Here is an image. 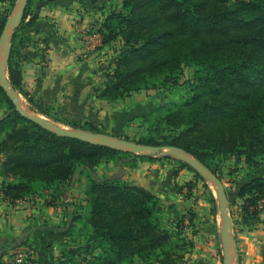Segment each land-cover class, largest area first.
Instances as JSON below:
<instances>
[{"label": "trees", "instance_id": "1", "mask_svg": "<svg viewBox=\"0 0 264 264\" xmlns=\"http://www.w3.org/2000/svg\"><path fill=\"white\" fill-rule=\"evenodd\" d=\"M16 1L10 0L12 9ZM34 1L28 2L8 62L11 84L29 102L34 99L24 90L22 69L29 59L24 53L27 38H18L21 32L27 35L36 21L37 14L30 10ZM8 15L0 21V37ZM100 33L103 45L122 42L113 68L106 72L107 84L98 93L109 102L155 88L158 82L176 81L186 67L195 69L194 95L157 118L175 135L163 139L149 135L139 142L183 149L219 178L232 159L245 166L248 177L238 187L237 197L244 218L258 217L264 208V0H123L121 10L106 13ZM0 109H4L0 116L4 199L16 204L41 194L51 198L47 205H57L58 200L65 204L68 193L61 191L63 187L75 175L79 181L87 178L90 211L82 221L87 228L84 244L67 246L56 264H152L155 257L162 264L184 260L185 254L176 253L182 248L188 253L194 245L185 228L187 219L193 225L195 213L180 215L169 206L167 213L176 218L165 220L166 207L159 195L126 181L124 172L99 177L96 169L110 162L132 167L169 160L179 165L175 176L182 169L194 172L195 179L186 184L191 192L205 181L191 165L172 156L139 155L58 134L22 114L1 84ZM71 125L101 131L89 122ZM42 189L52 192L43 194ZM210 202L215 213L216 200L211 197ZM28 243L24 240L13 248Z\"/></svg>", "mask_w": 264, "mask_h": 264}, {"label": "crops", "instance_id": "2", "mask_svg": "<svg viewBox=\"0 0 264 264\" xmlns=\"http://www.w3.org/2000/svg\"><path fill=\"white\" fill-rule=\"evenodd\" d=\"M90 5L88 0L34 1L37 18L33 26L27 29L24 53L29 59L22 63L24 90L30 93L34 101L29 102L17 91L19 96L22 95L27 100L28 103L24 105L20 97L22 106L29 113L62 123L89 122L97 127H105L103 112L107 108H113L115 102L98 96L99 91L106 86L107 78L91 58L98 56L93 52L95 46L110 45H102V35L98 30H92L95 27L100 29L104 16L100 15L98 8L92 10ZM80 6L83 8H79ZM96 17L100 18V24L95 22L93 25L90 20ZM79 41L81 50H76L70 56L68 46L74 47L75 42ZM83 51L92 53L74 71L73 58L76 53ZM74 110L79 113H71ZM165 161L169 160L156 159L143 161L132 167L124 166V179L156 193L164 205L173 206L180 215H186L190 211L195 213L192 226L186 220L185 234L193 240L194 245L183 264H220V259L223 263V224L214 185L204 179V182L199 181L190 192L186 184L195 179L194 172L182 169L175 176L174 171L179 165L171 161L170 166H164L165 169L157 165ZM220 180L231 215V222L228 221L230 264H264V208L258 217L244 218L242 200L237 197V192L238 187L247 179L231 183L228 181L229 184L224 182L223 177ZM211 197L216 200L215 213L212 211ZM72 201L66 196L65 204L58 200L57 205L17 207L6 202L0 195V264H6L10 250L24 240L31 245L37 264H56L59 253L71 244L73 235L81 230L82 221L89 215L88 202L79 203L77 198L72 205ZM168 216L172 222L176 218L174 213H168Z\"/></svg>", "mask_w": 264, "mask_h": 264}, {"label": "rangeland", "instance_id": "3", "mask_svg": "<svg viewBox=\"0 0 264 264\" xmlns=\"http://www.w3.org/2000/svg\"><path fill=\"white\" fill-rule=\"evenodd\" d=\"M88 1L89 3H91L90 6L92 7L90 8L92 10L95 7L98 8L99 11H101L100 15H102V17L103 16L105 17L106 13H108L109 11H113V9L121 10L123 0H97V1L88 0ZM17 2L18 0L15 3L16 6H17ZM79 8H83V7L80 6ZM30 10L32 11V14L36 13L35 6L32 5ZM14 12H16V9L11 8L10 0H0V21H3L6 18V15L10 14L8 15L9 17L6 20L7 22ZM99 20L100 18L96 17L95 19H91L90 21L92 22L93 25H95V22H98ZM21 22L22 20L20 21V23L19 21L17 22L15 33L21 26ZM98 23L100 24V22ZM101 29H102V25L100 29H97V27H95L92 30L96 32L98 30L100 33ZM25 34L21 32L18 40H20L21 38L25 40V38H27V35ZM79 39L82 40L81 37ZM95 42L97 43V41ZM75 44L76 46L74 47L73 45L68 46L67 50L70 56H72V54L74 55L76 50H79V51L81 50L82 45L80 41L75 42ZM121 44L122 42L115 41V43L112 44L110 47H101L100 45L94 47L93 52H96L98 56H96V58L92 57L91 59L97 63L99 68H101V72L106 78H107L106 72L113 68L112 66L113 61L117 56L116 50H118L120 46H122ZM11 47H12V44L11 46L9 45L8 52L11 51ZM91 53L92 52H87V51L85 52L83 51L82 53H79V54L76 53V55L73 58V62L75 63L74 71L78 70L81 64H84L85 61L83 59H88ZM88 62L89 61H86V63ZM96 63H95V66H96ZM194 86H195V69L191 67H186L183 74L179 75L176 81L167 82V83L158 82L155 88L143 90L140 92H135L134 94L130 96V98L128 99L126 98L124 100L115 102L113 108H110V109L107 108L103 112V117H104L103 122L105 123L103 125H105V127L103 126V127H97V128L101 130L100 131L101 133H105L109 136H114L118 138H123L122 136H126L128 137L129 140L134 141V142H139V139H141L142 137H148L149 135L158 136L159 139H163L165 136L173 137L176 131L168 129L166 125L159 123L157 118L162 112H164V110L171 107V105H173L174 103H183L186 100L190 99L194 95ZM19 97L22 98V101H23L22 103L24 105L28 103L27 100H25L22 97V95H20ZM71 113H79V112L78 110L76 111L74 110V111H71ZM3 114H4V109H0V116H3ZM45 119L51 122H54L55 124H57L58 126L64 129H70V130L82 129V128H74L71 125V123H67V122L62 123L61 121L59 122V121H56L54 119L47 118V117ZM84 130H88V129H84ZM164 152H168V150H165ZM159 158H162V157H159ZM175 158H178V157H175ZM169 163L171 162L165 161L161 164L157 163V165L162 166V168L165 169L166 168L164 167L165 165H168V166L171 165ZM125 167H128V166H125ZM125 170L126 169L124 167L117 165L115 162H110L107 164L102 163L101 165H99V167H97L96 169V172L99 177H107L108 175L115 176L120 173L122 174ZM222 177L224 179V182L226 183H228V181L229 183H231L235 179H236V182L240 181L241 179H247L248 177L247 168H245V166L242 167L240 164L236 165L235 161L232 159L225 164ZM74 178H75V181L74 182L72 181V183L69 186L63 187L61 191L64 193L67 192L68 194H70L68 196L73 200L72 205L75 204V202L77 201V198H78L77 202L87 203V196L85 194L87 178L85 176H82L80 181L77 179L76 175ZM73 189L74 191H72ZM71 191L72 193H70ZM40 192L43 194H50L52 191H50V193H46L47 190L42 189ZM161 192L162 191H160V193ZM26 199H31V203L28 204V201L26 203L23 202L21 204H12L8 201L6 202H8L11 205L20 207L24 205L33 206L36 204H40L41 206L47 205L46 200H51V198H47V197L45 198V195H41V194H39L37 197L28 196ZM18 201H24V200H18ZM165 207H166V214L164 215V218L166 220V218H170V217L168 216V213H167L169 212L167 210L168 205H165ZM232 208L234 209L235 206H233ZM165 224L166 222H164V225ZM80 228L81 230L77 232L74 231L76 232V236L72 238V242L69 246L76 247L78 245L84 244V243H81V240H83L82 237L85 236L87 228L83 226H81ZM28 244H26L23 247L33 250L31 249L32 248L31 245L30 244L28 245ZM187 249L188 248H182L181 250L178 251V253H176L177 255L185 254V257H184V260L177 261L175 264H183L186 262L185 259L187 258V255L189 254V252L184 253V251ZM221 252H222L221 257L223 259L222 243H221ZM59 256H61V252L59 253ZM8 258H9V253H8ZM174 258H177V257H174ZM188 258H191V257H188ZM58 260H60V257L58 258ZM58 260L56 261V263H58ZM160 262L161 261H158V257H155L153 259L152 264H162ZM220 264H223L221 259H220Z\"/></svg>", "mask_w": 264, "mask_h": 264}, {"label": "water", "instance_id": "4", "mask_svg": "<svg viewBox=\"0 0 264 264\" xmlns=\"http://www.w3.org/2000/svg\"><path fill=\"white\" fill-rule=\"evenodd\" d=\"M19 2V0H18ZM15 5L14 9L16 12L10 17V19L6 22L4 31L0 37V84L4 87L6 92L9 94L17 109L24 114L25 116L33 119L43 127L54 131L61 135H67L72 137H77L83 140L92 141L95 143H99L102 145L110 146L119 150L123 151H130L139 155H149L153 157H165V156H172L178 157L177 159L188 163L191 165L199 174L205 179L214 185L219 198V207L222 216V244H223V263L230 264L231 263V254H230V223L231 222V215L228 211V204L226 194L224 192V188L222 182L217 174H215L211 169L201 163L198 159H196L192 154L186 152L183 149L177 147H167L162 148L159 146H152L147 144H142L139 142H134L131 140L118 138L114 136H109L105 133L101 132H93L84 129H64L54 122H51L45 119L42 116L31 114L26 111L20 101L19 93L9 80V72H8V62L10 51L8 52L9 45L11 46L13 42V38L16 31V24L17 22L23 19L24 13L28 6L29 0H24L23 4ZM8 74V76H7ZM168 150V152H164Z\"/></svg>", "mask_w": 264, "mask_h": 264}, {"label": "built area", "instance_id": "5", "mask_svg": "<svg viewBox=\"0 0 264 264\" xmlns=\"http://www.w3.org/2000/svg\"><path fill=\"white\" fill-rule=\"evenodd\" d=\"M8 201V200H6ZM31 203V199H26L24 201H17L16 204H21L23 202ZM9 202V201H8ZM27 206V205H24ZM30 206V205H28ZM7 264H36L34 258L33 250L24 247L12 248L9 252V258L7 259Z\"/></svg>", "mask_w": 264, "mask_h": 264}, {"label": "bare ground", "instance_id": "6", "mask_svg": "<svg viewBox=\"0 0 264 264\" xmlns=\"http://www.w3.org/2000/svg\"><path fill=\"white\" fill-rule=\"evenodd\" d=\"M24 0H19L18 4L21 5L23 4Z\"/></svg>", "mask_w": 264, "mask_h": 264}]
</instances>
